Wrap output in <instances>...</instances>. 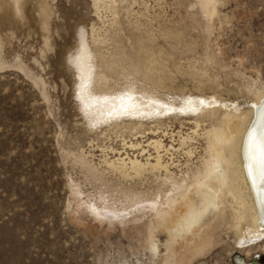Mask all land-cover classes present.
<instances>
[{
    "label": "rangeland",
    "instance_id": "rangeland-1",
    "mask_svg": "<svg viewBox=\"0 0 264 264\" xmlns=\"http://www.w3.org/2000/svg\"><path fill=\"white\" fill-rule=\"evenodd\" d=\"M96 1H50L46 31L35 0L0 11V264H264V235L240 242L229 216L179 258L153 209L205 155L198 110L247 111L264 88V0ZM125 93L137 107L108 116ZM158 155L168 172L129 162Z\"/></svg>",
    "mask_w": 264,
    "mask_h": 264
},
{
    "label": "bare ground",
    "instance_id": "bare-ground-1",
    "mask_svg": "<svg viewBox=\"0 0 264 264\" xmlns=\"http://www.w3.org/2000/svg\"><path fill=\"white\" fill-rule=\"evenodd\" d=\"M28 1L31 0H4L0 6V11H2L3 17H7L9 21L15 17L23 18L24 4ZM50 1L54 0H35L39 25L44 31L47 30L48 21L53 12ZM92 2L97 7L98 1L92 0ZM208 2L212 1L206 0V4ZM9 21L7 25L11 23ZM46 41L45 36V44ZM2 63L0 62V65ZM82 72L84 75L87 74L84 67ZM106 80L105 74L96 72L94 79L96 87L105 86V91H107ZM252 94L255 100L252 108L247 111H228L218 117L217 112L211 109V104H207L198 110L196 114H199V117L192 122L196 131L200 126L199 122L208 121L206 129L203 128L205 129L203 134L205 155L199 166L195 170L192 169V172L190 171V175L176 179L174 174L176 178L169 177L168 173V177L171 179V187L165 202L160 203L159 201L158 205L154 203L155 201L148 203L152 207L157 205L158 208L153 209L157 210L158 215L160 213V225L164 226L171 242L177 244V247L171 251L179 258L194 253L207 242L208 230L211 229L209 224L213 218L223 219L229 216L228 219L231 218L234 228L231 227L238 232L237 238L240 242L243 240L253 242L264 235V88L253 90ZM107 95L90 97L85 94L84 97H88L83 100L90 108L97 107L101 110V105L106 108L108 104ZM105 97L107 99H104ZM190 152L187 150V153ZM160 158L158 155L155 159L156 162H152L153 164H147V162V166H144L143 163L141 165L136 159L128 160L138 175L141 170L143 173V170L148 166L155 170L157 167H163L164 171L168 172L165 167L167 163L161 166ZM123 161L120 162L124 164ZM122 164L119 163L116 167L122 170ZM116 167L115 169H117ZM132 172L129 173L132 175Z\"/></svg>",
    "mask_w": 264,
    "mask_h": 264
},
{
    "label": "snow or ice",
    "instance_id": "snow-or-ice-1",
    "mask_svg": "<svg viewBox=\"0 0 264 264\" xmlns=\"http://www.w3.org/2000/svg\"><path fill=\"white\" fill-rule=\"evenodd\" d=\"M79 59V57L77 58ZM81 89L84 90L87 88V82L85 81L84 83L81 84ZM82 102H83V97H81ZM104 99H107V97H105ZM115 99L120 101L119 105L113 106L111 111L108 112V116H120V115H127L130 114L129 113V109H135L137 106L135 104L132 103V96L125 93L124 95L120 96V97H116ZM189 105V110L191 111H196L197 109L192 107V102L191 100L186 102ZM201 105H204L205 102L203 100L200 101ZM167 107V106H164ZM183 110V109H181Z\"/></svg>",
    "mask_w": 264,
    "mask_h": 264
}]
</instances>
